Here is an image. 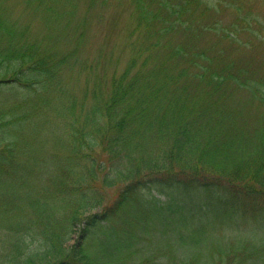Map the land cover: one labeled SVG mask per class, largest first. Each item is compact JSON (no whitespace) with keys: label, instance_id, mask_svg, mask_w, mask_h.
<instances>
[{"label":"trees","instance_id":"1","mask_svg":"<svg viewBox=\"0 0 264 264\" xmlns=\"http://www.w3.org/2000/svg\"><path fill=\"white\" fill-rule=\"evenodd\" d=\"M258 1L0 0V264H264ZM113 5L122 68L86 51Z\"/></svg>","mask_w":264,"mask_h":264},{"label":"rangeland","instance_id":"2","mask_svg":"<svg viewBox=\"0 0 264 264\" xmlns=\"http://www.w3.org/2000/svg\"><path fill=\"white\" fill-rule=\"evenodd\" d=\"M261 5L264 6V0L258 1ZM249 3H247L246 7H248ZM228 6L225 8L223 7L222 11H220L216 17L223 20L227 18L233 17V13L230 12ZM104 13L100 14L98 17L93 19L91 22L87 36L89 37V42L87 44L86 51L90 55L91 61L93 58L100 54H106L103 58L104 63L106 66L111 67L115 64V62H120V67L122 68L128 59V55L130 53L128 49V45H126V38H127V12L125 8H115V6H111L107 9L102 10ZM229 12V13H228ZM226 14V15H225ZM222 43V42H221ZM220 44V43H219ZM241 49V48H238ZM242 50V49H241ZM241 51L235 50V48H231L230 46L226 48L223 52V58H231L239 56ZM258 58L264 61V47L259 49ZM114 63V64H113ZM119 65V64H118ZM94 78L90 80H83L78 84L77 91H81L84 85H87L85 89L92 87L94 82ZM84 84V85H83ZM106 84V83H105ZM104 84V85H105ZM23 91L20 89H13L12 87H8L7 85L2 86L0 91V101H11L13 96L21 97ZM94 99H91L93 102ZM1 108V107H0ZM154 194H157L154 192ZM157 196H160L157 194ZM161 199H165V196H160ZM155 231V230H153ZM22 231L19 232L17 235L12 233L9 229L4 228L0 225V241L9 240L3 247L0 249L1 261H5L3 258V252L13 249V238L15 236H21ZM229 232H225L224 235H228ZM76 236V235H75ZM74 236V239H75ZM73 242V241H72ZM92 246V254H97L99 249V242L96 240L90 241ZM166 249V246H165ZM3 251V252H2ZM166 260V258H165ZM160 264V263H159Z\"/></svg>","mask_w":264,"mask_h":264}]
</instances>
